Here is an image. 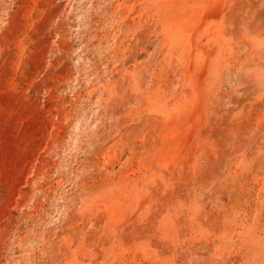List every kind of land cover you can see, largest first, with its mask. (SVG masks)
I'll return each instance as SVG.
<instances>
[{
	"label": "rangeland",
	"instance_id": "obj_1",
	"mask_svg": "<svg viewBox=\"0 0 264 264\" xmlns=\"http://www.w3.org/2000/svg\"><path fill=\"white\" fill-rule=\"evenodd\" d=\"M0 264H264V0H0Z\"/></svg>",
	"mask_w": 264,
	"mask_h": 264
}]
</instances>
